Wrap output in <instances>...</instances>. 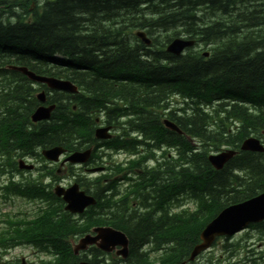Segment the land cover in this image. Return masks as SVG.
<instances>
[{"label":"trees","instance_id":"1","mask_svg":"<svg viewBox=\"0 0 264 264\" xmlns=\"http://www.w3.org/2000/svg\"><path fill=\"white\" fill-rule=\"evenodd\" d=\"M215 15L222 19L211 20ZM134 31L145 32L150 45ZM180 36L203 49L166 53L169 41ZM9 66L67 79L81 94L51 92L55 110L39 132L31 130L35 90ZM0 104V136L8 137L12 129L13 141L27 153L55 145L71 151L89 146L99 114L122 131L103 145L142 149L146 174L147 163L157 166L156 193L141 204L151 203V195L164 188L169 199L183 191L197 201L196 216L203 217L199 226L188 218L169 227L166 215L157 212L101 213L105 203L99 190L96 206L74 219L47 191L46 209L23 235L26 243L54 257L45 264H75L69 239L98 225L128 237L124 264H168L166 251L151 261L140 247L152 239L154 249L164 244L165 250V242L173 239L168 247L175 256H186L190 248L184 244L194 245L222 209L264 192V153L239 151L214 171L203 151L223 145L237 150L244 138L264 132V0H0ZM165 118L182 134L165 129ZM80 186L88 192L85 182ZM37 236L41 242H33ZM88 252L91 264H106L100 251Z\"/></svg>","mask_w":264,"mask_h":264},{"label":"water","instance_id":"2","mask_svg":"<svg viewBox=\"0 0 264 264\" xmlns=\"http://www.w3.org/2000/svg\"><path fill=\"white\" fill-rule=\"evenodd\" d=\"M190 46V43H189ZM181 48V45L178 47ZM30 74V73H29ZM31 81L44 80L36 78L34 74H30ZM58 88L71 89L73 86L67 83L66 88L62 81L55 84ZM40 102L44 101V97L40 94L37 96ZM54 106L38 107L31 116L33 122L47 120ZM109 128H103L95 133L97 139H107L106 134ZM174 129V127L172 128ZM242 150L252 152H262L263 148L257 140L246 139L241 146ZM61 147H52L42 151V155L49 161H57L58 156L63 153ZM89 151L84 153H73L66 160L70 163H83L87 160ZM233 152L221 153L210 157V163L217 169H221L223 165L230 159ZM30 168V167H25ZM54 194L61 197L66 203L64 209L71 214H80L83 209L94 203L91 197H88L84 192L78 190L77 184L63 189L59 186L54 188ZM264 220V192L257 198L250 199L243 203L224 208L219 214L209 222L200 234L201 244L197 245L191 252L190 259L201 250L207 248L216 236L232 235L235 232L243 229L251 222H260ZM94 245L102 252L110 253L115 250L116 256L126 258L128 255V239L126 235L112 227H94L91 229V234H86L79 239L77 244L72 246L73 254L77 256L80 251H84L88 246ZM118 248V249H116ZM77 264H90L87 261H79Z\"/></svg>","mask_w":264,"mask_h":264},{"label":"bare ground","instance_id":"3","mask_svg":"<svg viewBox=\"0 0 264 264\" xmlns=\"http://www.w3.org/2000/svg\"><path fill=\"white\" fill-rule=\"evenodd\" d=\"M135 37H137V38H139L145 45H150V40L148 39V37L146 36V34H145V32H143V31H136L135 32ZM187 38H185V37H175V38H173V39H171V41H169V43L166 45V47H165V51H166V53H170V54H172V55H175V56H180V55H183V54H185L188 50H190L191 49V47L194 45V41L193 40H186ZM189 43H190V46H189ZM181 45V48H178L179 46ZM199 52V51H198ZM204 56L206 57L207 56V53H204ZM56 58H61L60 56H56ZM9 69L10 70H12V71H14V72H16V73H18V74H20V75H22V76H24L29 82H30V84H31V87L35 90V93H34V98H35V100H36V102H37V104H38V106H39V100H38V98H37V96L40 94L41 96H43V97H48V95L51 93V92H59V93H66V94H69V95H75V94H81V90L77 87V86H75L73 83H71L69 80H67V79H62V78H57V77H53V76H51V77H43V76H39V75H36V74H34L32 71H30L29 69H27L26 67H17V66H9ZM34 74L35 76H36V78H43L44 80H36V81H30L29 80V75L30 74ZM182 79V78H181ZM59 81H62L63 82V84H64V87L66 88V86H67V83H69V84H72V85H74V87H72L71 89H68V88H66V89H63V88H58L57 86H55V84L57 83V82H59ZM99 84V83H98ZM35 86H37V88L35 87ZM44 87V88H43ZM45 89H47L48 91H49V93H47L46 91H45ZM91 92V91H90ZM29 93H30V91H29ZM33 93V92H32ZM31 93V94H32ZM92 94V93H91ZM89 96V95H88ZM97 98V97H96ZM87 99V98H86ZM131 100V99H130ZM178 100H179V98H178ZM191 101V100H190ZM56 105V104H55ZM69 105V104H68ZM57 106V105H56ZM203 106V105H202ZM171 107V106H170ZM198 107V106H197ZM107 109V108H106ZM181 109V108H180ZM76 110V107L75 106H73L72 107V111L74 112ZM187 110V109H186ZM184 111H185V109H184ZM170 112V111H169ZM148 113V112H147ZM127 114V113H126ZM25 115V114H24ZM152 116V115H151ZM180 116V115H179ZM51 117V116H50ZM50 117H49V119H50ZM181 117V116H180ZM123 118V117H122ZM182 118V117H181ZM127 121V120H126ZM29 122H30V124H29V127L31 128V130H36L37 132H39V130H40V128H41V126H35V125H33V122L31 121V119L29 118ZM102 122V123H101ZM109 122V121H108ZM163 126H164V128L165 129H167V130H170V131H172V128L175 126L172 122H170L168 119H164L163 120ZM93 129H92V136H91V138L93 139V141L89 144V146H84L82 149H80V150H76L75 152H80V151H86V150H90L91 151V156L94 158V159H101V158H106V157H108L111 153H113V154H118V152H123V153H125L126 151H128V150H131L130 148H128V150H117V147H112V148H108L107 147V145H103L101 142H98V140H96V137H95V133L97 132V131H99V130H101V129H105V128H109V129H113L112 131H113V137H112V139L111 140H113V139H115L117 136H119V137H121L122 136V131H120V130H118V129H116L115 127H113V126H108V125H106V123L104 122V120L99 116V114H97L95 117H94V124H93ZM126 128V127H125ZM117 130H118V132H117ZM114 132H115V134L116 135H114ZM175 133H177V134H182L181 133V131L179 132H175ZM11 135H12V133H11ZM16 137H17V135H15ZM173 137V136H172ZM75 139V138H74ZM141 139H138L137 141H140ZM190 140V139H189ZM190 143H191V145H196V146H198V144H196L195 143V141H190ZM19 145V144H18ZM17 145V146H18ZM243 145V142H241L240 143V146H242ZM240 146H239V149H237V150H235V149H233V150H235L234 152H233V155L230 157V159L232 158V157H234L239 151H241V148H240ZM201 147V146H200ZM23 151L26 149V148H21ZM33 149V151L32 152H36V151H39V150H42V149H44V148H32ZM75 149V148H74ZM136 151H141V153H142V155L144 156V152H143V150L142 149H135ZM68 151H71V150H68ZM212 151H215V150H212ZM24 152H26L27 153V150L26 151H24ZM100 152H102L101 153V156H100ZM219 152H223V153H226V151L225 150H220ZM98 153H99V156H98ZM171 153V152H170ZM170 153H168V156L170 155ZM211 156H214L212 153H210V154H207V161H208V163H209V165H210V167L214 170V171H219V170H221L223 167H224V165L226 164H224L223 165V167L221 168V169H219V170H217L211 163H210V157ZM157 157V155H155V157L154 158H156ZM229 159V160H230ZM150 164H153L152 162H149V163H147L146 164V166L147 165H150ZM144 167H145V164H144ZM148 167V166H147ZM165 189H166V191H167V188H164L162 191H160L161 190V188H158V191H160V193H159V195L158 196H152L151 195V198H149V200H150V202L151 203H147V204H149V206L147 205V204H141V202L139 201V203H138V209L137 210H134V209H130L129 211H124L123 210V213H135L136 215H138L137 213H139V215L140 214H143V213H146V212H150V213H153V212H156V211H153L152 209H151V207L153 206V199H156V200H163V199H165V200H168L169 198L168 197H171V193L170 194H168V195H164V191H165ZM29 191H31V193L32 194H34V188L32 187H28V189L26 190V192L28 193ZM154 192L156 193V191L155 190H151L149 193H152V194H154ZM262 193H260V194H258V195H256V196H254V197H251V198H249V199H254V198H257V197H259L260 195H261ZM181 195H183V196H186L185 195V192H183L182 191V193H181ZM168 198V199H167ZM143 201V200H142ZM101 209H102V207H101ZM119 213H121V212H119ZM173 215H177V213L176 212H173ZM262 228L264 229V225L262 226ZM246 236H247V234H246ZM167 240V239H166ZM168 241L169 240H167L165 243H168ZM154 243H155V240H149V242L148 243H146V244H144L143 246H141L140 247V249H139V253L140 254H143V255H145L148 251H149V247L150 246H153L154 245ZM161 243V242H160ZM159 243V244H160ZM162 245V247H163V245L164 244H160V246ZM166 247V246H165ZM164 248V247H163ZM229 254H231L232 255V253H229Z\"/></svg>","mask_w":264,"mask_h":264},{"label":"flooded vegetation","instance_id":"4","mask_svg":"<svg viewBox=\"0 0 264 264\" xmlns=\"http://www.w3.org/2000/svg\"><path fill=\"white\" fill-rule=\"evenodd\" d=\"M15 132H17V130H15ZM18 144H19V141H13V140L9 141V147L8 145L3 147L0 144V152H5V154H7V157H8L6 158L5 163L1 164L0 166V173H2L0 177V185H2L3 183L1 178H4V177H7L8 180H10V182H14L18 186L23 185L26 181L30 179V174L24 173L22 170L15 171L14 173H12L13 164H12V160L9 155L8 149L11 152L13 150V145H15V147H18L17 146ZM136 154L139 155L140 153H135V155ZM107 166L108 164L103 167V170H105L106 172L109 170V167ZM2 167H4V169H2ZM147 168L149 169V167ZM122 170H123L122 173L119 175L120 181H118L119 183H121L120 184L121 189L119 190V196L117 197L118 199L116 201V204H114L113 203L114 201L110 199L109 194L103 193V196L105 198L103 201L105 204L102 205L101 213H119V212L123 213V210L125 212L129 211L130 209L137 210L138 203H139L138 197H140L139 192L142 191V194L144 195V197L147 198V195L149 194V192L155 187V179H150V178L145 179L144 178L145 173L147 172L144 167L143 169H139V170L134 169L135 174H131L129 171V163H127V167H123ZM58 172L61 173L60 170ZM138 175H139V178H138ZM149 181H152L153 184L147 185ZM141 183L143 184L142 187H140ZM159 206L160 205L156 203V199H153V206L151 207V209L157 212V208H159ZM3 212L7 213L4 210L0 211V213H3ZM168 221L170 223H172L173 221L178 222L177 220L171 218L170 215L168 216ZM0 228L7 229L9 228V226L2 225L0 223ZM3 234L4 235L0 233V247L7 248L8 246L11 245V243H14L15 241L19 239L18 235L14 231H10L8 233L5 232ZM218 240H215L208 250L201 252L191 262H187V259H182L184 254H180L179 257H181L182 260H180L176 264H180V263H185V264H234V261H239L243 264H249L248 263L249 259L247 257L244 259H238V258H234V256H226V254L224 253V250L220 249L219 247L220 243ZM169 244L170 245L173 244V239L169 241ZM184 246L186 247V249L191 248L192 250L194 245L190 243H185ZM224 256L226 257L224 258ZM167 262L168 264H174L176 262V256L174 253V249L170 250L169 258Z\"/></svg>","mask_w":264,"mask_h":264},{"label":"rangeland","instance_id":"5","mask_svg":"<svg viewBox=\"0 0 264 264\" xmlns=\"http://www.w3.org/2000/svg\"><path fill=\"white\" fill-rule=\"evenodd\" d=\"M38 6H39V4H35V9ZM18 12H20V11H18ZM198 13H199V11H198ZM210 18H211V20L213 19V21H216L219 18L222 19L218 15H215V17H211L210 16ZM192 47L193 48H196V49H203V46H200L199 47L196 43H194V45ZM35 87L37 88V86H35ZM175 101L177 102L179 100L178 99H174L173 102H175ZM117 132H118V130H117ZM12 134L14 135V131L12 132ZM15 135H18L17 132H16ZM114 135H116L115 132H114ZM203 151H206L207 154H210V153L213 152L211 149L203 150ZM101 153L102 152H100V156H101ZM121 154H123V152H118L117 155H121ZM110 155H116V154L111 153ZM98 156H99V153H98ZM33 163H36L37 166L39 165L40 167L43 166V163H41V160L39 158L36 159V160H33ZM34 175L35 174H33L32 176H34ZM68 181H69V178L65 182H63V186H66V184L68 183ZM0 202H2V201H0ZM192 206H190V207H192ZM3 209L5 211L13 212V214H15L17 211H21V212H23L25 210L29 211L30 210V207L28 205H26V202L24 201L23 198L13 197L12 200H11V202L5 203ZM246 233H247V236L242 233V234H240L238 236H235L231 240L225 242V243H227V251H228V253H232V256H236L239 253V251L244 247L245 243L249 239V234L250 235H253L254 238H252V239H254V240L257 241L256 236H255L256 234H255L254 231H252V232L247 231ZM73 241H74V239H71L70 240V242H73ZM85 256L87 258L91 259L93 255L91 253L87 252L85 254ZM46 257L47 256H45V255L37 254V252L35 250H33V249L29 248V247H22L21 246V247L15 248L13 250H10L6 254V256L4 257V259L5 260H9V259L13 258V259L19 260V259L22 258L25 261H27L29 264H37V262L39 261V259H42V258L44 260L48 259ZM97 259H101V257L100 256H97ZM17 260H16V262H14V264H17Z\"/></svg>","mask_w":264,"mask_h":264}]
</instances>
